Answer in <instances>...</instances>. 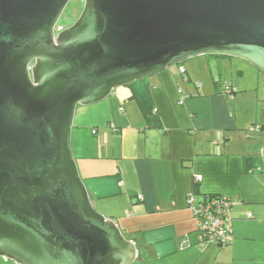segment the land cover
I'll return each mask as SVG.
<instances>
[{"label": "water", "instance_id": "obj_1", "mask_svg": "<svg viewBox=\"0 0 264 264\" xmlns=\"http://www.w3.org/2000/svg\"><path fill=\"white\" fill-rule=\"evenodd\" d=\"M71 1L0 0V257L135 264L136 244L80 175L77 108L202 56L264 74V0H82L61 30Z\"/></svg>", "mask_w": 264, "mask_h": 264}, {"label": "crops", "instance_id": "obj_2", "mask_svg": "<svg viewBox=\"0 0 264 264\" xmlns=\"http://www.w3.org/2000/svg\"><path fill=\"white\" fill-rule=\"evenodd\" d=\"M183 66L187 81L175 66L77 108L80 175L95 208L136 244L137 264H264V74L221 56ZM254 125L263 130L249 136ZM196 191L235 202L233 243L198 242L187 207Z\"/></svg>", "mask_w": 264, "mask_h": 264}, {"label": "built area", "instance_id": "obj_3", "mask_svg": "<svg viewBox=\"0 0 264 264\" xmlns=\"http://www.w3.org/2000/svg\"><path fill=\"white\" fill-rule=\"evenodd\" d=\"M179 73L188 80L186 69L183 65L178 66ZM200 88L201 83L195 84ZM224 93L233 98L237 89L229 84H224ZM183 98L180 104L184 103ZM260 125L251 126L248 130L249 136L262 132ZM235 202L228 195H200L192 192L187 200V207L197 222L198 242L215 245L224 248L234 241L233 217L232 210ZM251 218L252 214H248Z\"/></svg>", "mask_w": 264, "mask_h": 264}, {"label": "rangeland", "instance_id": "obj_4", "mask_svg": "<svg viewBox=\"0 0 264 264\" xmlns=\"http://www.w3.org/2000/svg\"><path fill=\"white\" fill-rule=\"evenodd\" d=\"M84 7V1L82 0H72L67 8L65 9L61 19L58 22L57 27L61 30H64L70 26H72L79 16L82 13ZM264 79V75L262 77ZM0 264H16L13 261L6 260L2 257H0ZM137 264V263H135Z\"/></svg>", "mask_w": 264, "mask_h": 264}, {"label": "trees", "instance_id": "obj_5", "mask_svg": "<svg viewBox=\"0 0 264 264\" xmlns=\"http://www.w3.org/2000/svg\"><path fill=\"white\" fill-rule=\"evenodd\" d=\"M222 57V56H221ZM223 87H224V85H223ZM195 193H197L198 194V192L196 191ZM126 237V236H125Z\"/></svg>", "mask_w": 264, "mask_h": 264}]
</instances>
